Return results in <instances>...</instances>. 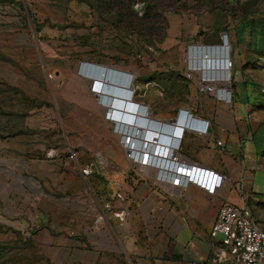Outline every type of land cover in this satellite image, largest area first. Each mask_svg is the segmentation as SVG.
<instances>
[{
	"label": "rangeland",
	"instance_id": "1",
	"mask_svg": "<svg viewBox=\"0 0 264 264\" xmlns=\"http://www.w3.org/2000/svg\"><path fill=\"white\" fill-rule=\"evenodd\" d=\"M225 32L233 70L255 90L253 138L264 148V0H0V264H147L133 248L155 232L136 236L128 217L127 183L142 169L79 68L127 71L136 97L151 81L152 97L168 86L163 100H183L187 45ZM234 193L264 229V186Z\"/></svg>",
	"mask_w": 264,
	"mask_h": 264
},
{
	"label": "crops",
	"instance_id": "2",
	"mask_svg": "<svg viewBox=\"0 0 264 264\" xmlns=\"http://www.w3.org/2000/svg\"><path fill=\"white\" fill-rule=\"evenodd\" d=\"M184 72L185 65L182 69L185 76ZM232 72L235 79L231 87V104L217 100L210 93L200 92L193 81L186 86L187 99L183 100L168 97L163 100L161 91L169 93L172 88L168 86L158 90L161 97H152L151 81L144 84L141 98L136 97L137 91L133 93L132 101L138 103V107L130 113L139 118L136 121L149 122V126L145 123L142 126L144 133L157 131L152 126L154 123L167 125L180 109L208 120L206 133L184 132L173 155L223 175L221 186L210 194L195 184L181 187L159 180L156 168L139 165L142 174L134 172L127 183L131 197L128 217L132 223L130 230L137 232L136 236L141 231L143 236L148 231L155 232L148 235L150 245L142 242L133 248L146 256L143 259L147 264H220L212 261L215 239L210 235L218 207L222 202L239 204L245 198L234 193L239 186L243 189L249 186L252 191L264 186V168L259 164L260 157L253 139L258 127L255 123L258 109L249 101V94H254L255 90L239 79L237 69ZM121 91L129 94L125 89L121 88ZM122 98L128 100V97ZM142 109L145 113L140 112ZM128 116L132 115L128 113Z\"/></svg>",
	"mask_w": 264,
	"mask_h": 264
},
{
	"label": "built area",
	"instance_id": "3",
	"mask_svg": "<svg viewBox=\"0 0 264 264\" xmlns=\"http://www.w3.org/2000/svg\"><path fill=\"white\" fill-rule=\"evenodd\" d=\"M231 51L230 39L226 32L222 34L220 43H192L187 45L185 51V77L193 81L200 92L210 93L217 100L226 104H231L233 97L231 87L234 73L232 72ZM93 65L101 66L96 63ZM108 69L117 71L116 76L120 80V87L129 91V98L131 99L134 91H136L134 76L120 69L110 67ZM94 85L96 86V84ZM130 102L138 105L136 102ZM141 106L139 105L140 108H142ZM131 115L134 116L135 114ZM113 118V116L107 117L112 121ZM144 121H141L143 125L146 124ZM208 122V120L196 117L189 110L180 109L167 125L154 123L152 126L157 131L144 133V131L138 132V130L135 133L137 137L133 135L134 132L130 134L128 131L123 140L124 143L128 142L127 157L137 165L147 164L156 168V178L159 180L174 183L181 187L195 184L213 194L221 186L223 175L212 169L179 160L178 155H173L174 147L178 149L182 138L178 133L180 129L177 126L183 127L185 123L186 129H183V133L188 131L206 133ZM173 126L176 128L173 129ZM115 127H117L116 124ZM159 129L170 132V134L160 132ZM116 131L119 132L118 129ZM217 144H221V141H217ZM81 171L82 174L88 175L91 169L84 168ZM115 197L120 201L124 200V196L120 192L115 193ZM106 207L109 205L106 204ZM115 215L119 221H124L127 213L125 210H120ZM210 235L215 239L212 245L213 262L220 264H264V229L246 204L222 202L218 207Z\"/></svg>",
	"mask_w": 264,
	"mask_h": 264
},
{
	"label": "bare ground",
	"instance_id": "4",
	"mask_svg": "<svg viewBox=\"0 0 264 264\" xmlns=\"http://www.w3.org/2000/svg\"><path fill=\"white\" fill-rule=\"evenodd\" d=\"M106 68V67H105ZM104 68V69H105ZM81 70V74L85 77H88L89 79L92 80V82L96 84V86L98 87V94L102 95V100L104 101L105 104H103L104 106H107L108 108L110 107L109 111H111V116H114L113 118V122L114 124H116L117 126V129L119 130L118 133H120V135L124 134V138H126L125 136L127 135V132H131L130 131V128L129 127V123L127 122H122V121H119V119L117 118L118 114L116 113L115 110L117 111H120L118 110L119 107H116L114 105H111L112 101H114L115 99L116 100H119V98L117 97H125V98H129L130 97V94H123L122 91H121V88L120 87H117V89H113L112 87H116V86H113L112 84H115V85H121L120 84V80L118 79V77L116 76L117 75V71H112V73H109L108 74V78H107V72H106V75H104L105 73L102 72V70L100 71V69L98 70L97 68H95L94 65H92L91 63H87V62H83L82 65L80 66L79 68ZM100 78H107L108 81L106 82H102L100 81ZM112 94H116V95H112ZM98 96V95H97ZM130 99V98H129ZM130 101H132V98L130 99ZM125 101H122V103H124ZM127 104V103H126ZM128 105V104H127ZM114 107V108H113ZM134 109L133 106H130ZM118 108V109H116ZM124 109V108H123ZM114 110V111H113ZM137 110V109H136ZM113 111V112H112ZM125 111V110H124ZM132 114V113H130ZM129 117V116H128ZM127 117V118H128ZM130 118V117H129ZM131 119V118H130ZM183 125V124H182ZM185 125V123H184ZM140 129V128H139ZM138 129H136L137 131ZM164 131V130H163ZM161 132V131H160ZM166 134V133H165ZM130 143V142H129ZM128 147V142L126 144V148Z\"/></svg>",
	"mask_w": 264,
	"mask_h": 264
},
{
	"label": "water",
	"instance_id": "5",
	"mask_svg": "<svg viewBox=\"0 0 264 264\" xmlns=\"http://www.w3.org/2000/svg\"><path fill=\"white\" fill-rule=\"evenodd\" d=\"M87 63H90V62H87ZM92 65H93V63H91ZM95 66V68H97L98 70L100 69V71L102 70V72L103 73H105L104 75H106V72H107V78H108V74L109 73H112V69H108V67H106V66H96V65H94ZM106 67V68H105ZM105 68V69H104ZM103 79V78H100V81H102L103 83L104 82H106V81H108V79ZM113 86H116V87H112L113 89H117V87H120V85H115V84H112ZM121 88V87H120ZM112 95H116V94H112ZM117 98H119L120 100H122V101H125L127 104H129L130 106H133V107H135V106H137V104H134V103H132V102H130L129 100H126V99H123L122 98V96L121 97H117ZM115 101L116 102H119V100H116L115 99ZM138 107V106H137ZM116 109H118V108H116ZM118 110H120V111H123V110H126V111H129L128 109H123V108H119ZM132 110V109H131ZM130 110V111H131ZM131 115V114H130ZM130 118H131V116H129ZM136 119H139V118H136V115H134V116H132V118H131V121L129 122V127L128 128H130V134H132L133 132H134V136H135V133H136V129H138L139 130V132L140 131H142V126H143V124H142V120L141 121H135ZM149 123V122H148ZM146 125L148 126V124L146 123ZM140 128V129H139ZM176 128V126H173V129H175ZM137 130V131H138ZM140 137V136H139Z\"/></svg>",
	"mask_w": 264,
	"mask_h": 264
},
{
	"label": "trees",
	"instance_id": "6",
	"mask_svg": "<svg viewBox=\"0 0 264 264\" xmlns=\"http://www.w3.org/2000/svg\"><path fill=\"white\" fill-rule=\"evenodd\" d=\"M227 35H228V34H227ZM237 36H238V39H237V40H239L240 36H239L238 34H237ZM230 43H231V42H230ZM231 47H232V43H231ZM232 50H233V48H232ZM257 129H258V127H257ZM257 129H256V130H257ZM256 130H255V131H256ZM254 133H255V132H254ZM253 139H254V138H253ZM254 141H255L256 149L259 148L260 151L263 152V151H264V148H262L256 140H254ZM261 148H262V149H261ZM0 226H1V225H0Z\"/></svg>",
	"mask_w": 264,
	"mask_h": 264
},
{
	"label": "clouds",
	"instance_id": "7",
	"mask_svg": "<svg viewBox=\"0 0 264 264\" xmlns=\"http://www.w3.org/2000/svg\"><path fill=\"white\" fill-rule=\"evenodd\" d=\"M93 84H95V82L93 83ZM180 130L178 131V133L180 134V136H182L183 135V129H186V126L185 125H183V127H181V126H177ZM174 131V130H173Z\"/></svg>",
	"mask_w": 264,
	"mask_h": 264
}]
</instances>
